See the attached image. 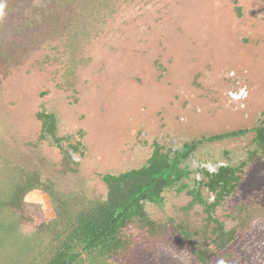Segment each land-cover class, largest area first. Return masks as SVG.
Returning a JSON list of instances; mask_svg holds the SVG:
<instances>
[{"label": "rangeland", "instance_id": "rangeland-1", "mask_svg": "<svg viewBox=\"0 0 264 264\" xmlns=\"http://www.w3.org/2000/svg\"><path fill=\"white\" fill-rule=\"evenodd\" d=\"M85 0L60 7L56 0H0V172L6 165L36 171L52 195H28L46 219L54 203L93 220L107 196L102 176L145 164L153 142L179 147L192 139L256 127L264 113V1L113 0L109 9ZM59 118L60 137L81 144L65 171L63 154L41 137L37 114ZM68 145H66V148ZM253 134L206 143L195 160H245ZM150 207L161 223H188L190 242L210 250V264H264V157L245 169L234 197L217 210L228 230L244 202L260 214L217 251L205 233L201 206L191 211L185 193H164ZM4 217L27 243L39 218L12 209ZM211 229L208 239L210 240ZM120 264H199L172 229L163 239L140 236Z\"/></svg>", "mask_w": 264, "mask_h": 264}, {"label": "trees", "instance_id": "trees-1", "mask_svg": "<svg viewBox=\"0 0 264 264\" xmlns=\"http://www.w3.org/2000/svg\"><path fill=\"white\" fill-rule=\"evenodd\" d=\"M81 1L56 0V4L69 7ZM85 1L88 7L97 1L103 9H109L113 0ZM37 119L41 122L42 139L52 140L61 150L64 169L70 171L67 165L70 152L81 153V144L72 143L71 137L58 135L59 118L55 113L42 111L37 114ZM251 134L256 149L250 151L245 160L232 162L226 152L227 162L216 161L215 169L209 166L212 164L195 160L196 153L206 143L214 144ZM259 154L264 157V118L253 129L188 140L175 149L155 141L141 167L102 176L107 196L98 201L99 214L93 220L76 217L56 202L54 217L46 219L41 206L26 199L34 192L51 196L53 188L50 183L36 171L8 164L5 171L0 172V264H120L132 254L140 236L149 241L163 239L171 227L189 244L199 264H210L212 252L200 250L190 242L193 236L199 235L197 230L174 219L167 223L158 222L150 216L149 208H163L165 192L185 193L191 199L186 211L201 206L207 216L206 240L217 251L226 250L237 239L239 231L247 228L260 213L253 205L240 203L233 211L237 225L228 230L225 223L216 217V212L227 199L236 195L245 169L259 158ZM5 209H12L30 219H41L35 236L27 243L4 217Z\"/></svg>", "mask_w": 264, "mask_h": 264}, {"label": "flooded vegetation", "instance_id": "flooded-vegetation-1", "mask_svg": "<svg viewBox=\"0 0 264 264\" xmlns=\"http://www.w3.org/2000/svg\"><path fill=\"white\" fill-rule=\"evenodd\" d=\"M263 118H264V116H261V117H260V120H263ZM260 120H259V121H260ZM257 125H258V124H257ZM257 125H256V126H257ZM152 145H153V144H152ZM172 148H173V147H172ZM175 148H176V147H174L173 149H175ZM132 169H133V168H132ZM214 169H215V167H214ZM129 170H130V169H129Z\"/></svg>", "mask_w": 264, "mask_h": 264}]
</instances>
